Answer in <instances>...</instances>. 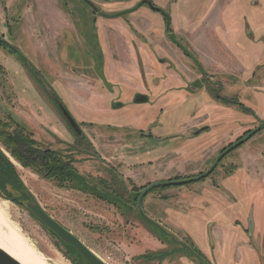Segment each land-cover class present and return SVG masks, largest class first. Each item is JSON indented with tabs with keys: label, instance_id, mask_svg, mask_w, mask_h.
Instances as JSON below:
<instances>
[{
	"label": "rangeland",
	"instance_id": "obj_1",
	"mask_svg": "<svg viewBox=\"0 0 264 264\" xmlns=\"http://www.w3.org/2000/svg\"><path fill=\"white\" fill-rule=\"evenodd\" d=\"M35 1L0 0V121L24 126L95 188L60 187L0 142L24 188L106 264H198L194 252L208 264H264V130L206 180L144 195V217L129 201L206 172L264 123V0H151L168 22L141 0ZM10 192L20 203L0 192L8 220L48 264H88Z\"/></svg>",
	"mask_w": 264,
	"mask_h": 264
},
{
	"label": "trees",
	"instance_id": "obj_2",
	"mask_svg": "<svg viewBox=\"0 0 264 264\" xmlns=\"http://www.w3.org/2000/svg\"><path fill=\"white\" fill-rule=\"evenodd\" d=\"M166 20L168 22L170 19L166 17ZM8 50L11 54H18L17 50L11 46L8 47ZM26 64L31 70L33 69L29 62L26 61ZM224 101H227V99ZM16 124V128L11 132V130H9L11 125L7 122L0 121V142L4 143L6 149L20 163L26 167L35 168L43 178L54 180L60 187H67L68 184H73L75 182L76 185L86 191L90 187L93 189L95 188L93 183L89 182L87 178H84L77 173L73 166V161L66 159L56 151L40 148L39 143L33 138V135L27 132V129L24 126L19 125L18 122ZM10 190L20 194V199H29L28 190L24 188L23 183L16 174L14 166L0 150V192H2L7 200L20 203L17 198L11 195ZM113 190L114 189L111 191ZM139 193L140 190L137 193H131V204L133 203L136 205L137 198L140 195ZM111 194L114 195L115 192L113 191ZM127 206L129 207V205ZM194 255L197 258H201L195 252Z\"/></svg>",
	"mask_w": 264,
	"mask_h": 264
},
{
	"label": "water",
	"instance_id": "obj_3",
	"mask_svg": "<svg viewBox=\"0 0 264 264\" xmlns=\"http://www.w3.org/2000/svg\"><path fill=\"white\" fill-rule=\"evenodd\" d=\"M99 71V75L103 80H105V76L102 70L97 68ZM106 81V80H105ZM107 83V82H106ZM108 84V83H107ZM148 102L147 95H137L135 98V103L137 104H144ZM59 109L63 113V115L67 118L69 124L74 128L79 134L81 133V130L76 123L74 117L71 115V113L66 109V107L58 100ZM118 106H121V104H118ZM264 130V123H262L259 127H257L254 131L246 135L244 138H242L240 141H238L236 144L232 145L230 148L225 150L220 157L217 159V161L214 163L212 168L206 172L205 174L194 177L192 179H186L182 181H170V182H158L150 185L146 189L140 192L139 196V205L138 208L141 212L142 206L141 201L144 195L149 193L153 188L160 187V186H180L186 183H190L193 181H199L205 177H207L218 165V163L226 156L228 155L232 150L238 148L245 142H247L249 139H251L256 133ZM28 195L30 200L25 202L26 207L30 210V212L49 230H51L53 233L56 234V236L62 240L64 243L72 246L75 248V250L80 254V256L87 261L88 264H106L104 263L98 256H96L78 237H76L74 234H72L69 230H67L64 226H62L58 221H56L52 216H50L44 208L40 205V203L37 201V199L28 191ZM195 258L198 261V264H208L201 258ZM0 264H21L18 260L13 258L10 254H8L5 250L0 248Z\"/></svg>",
	"mask_w": 264,
	"mask_h": 264
},
{
	"label": "bare ground",
	"instance_id": "obj_4",
	"mask_svg": "<svg viewBox=\"0 0 264 264\" xmlns=\"http://www.w3.org/2000/svg\"><path fill=\"white\" fill-rule=\"evenodd\" d=\"M8 202L0 200V248L21 264H48L47 257L12 225L7 218Z\"/></svg>",
	"mask_w": 264,
	"mask_h": 264
},
{
	"label": "flooded vegetation",
	"instance_id": "obj_5",
	"mask_svg": "<svg viewBox=\"0 0 264 264\" xmlns=\"http://www.w3.org/2000/svg\"><path fill=\"white\" fill-rule=\"evenodd\" d=\"M141 2H142V4L144 5V4H146L153 12H156V13H158V14H160V15H162L163 16V19H165L166 20V17H168V19H170V17H169V15L167 14V13H163L162 11H161V7H158V6H156L155 4H154V2L152 1L151 2V0H150V3H148V1L147 0H141ZM90 3H92L93 4V2L90 0ZM63 4V10H66L65 11V13L67 14V16H68V19H69V17H70V15H71V12L70 11H67V8H66V4H64V3H62ZM150 4V5H149ZM97 9L98 8H95L94 10H96L97 11ZM100 67V66H99ZM100 70H102L103 71V73H104V76L106 75L105 74V71L103 70V68H99ZM98 74V73H97ZM98 76H99V78L101 77L99 74H98ZM102 81H104V83L106 84V86L109 88V90H111V87H110V85H109V83H108V81L106 80V77H105V80H103L102 78H100ZM108 84H107V83ZM48 93H49V95H55V91L53 90V89H49V91H48ZM137 95H144V94H136L134 97H133V100H134V102H135V98H136V96ZM148 97V96H147ZM217 98H219V99H221L222 101H224L226 98H225V96H221L220 94H217V96H216ZM58 100L64 105V103H63V101H62V99L61 98H58V97H55V103H56V105H57V107H58V110H59V112H60V114H61V116L65 119V122L67 123V126L69 125L70 126V128L73 130V132L74 133H76L77 135H82V130H81V133L79 134L74 128H72V126L69 124V122H68V120H67V118L63 115V113L61 112V110L59 109V105H58ZM148 100H149V97H148ZM114 104V107H120L121 108V106H122V103H119V102H116V103H113ZM118 104H121V106H118ZM137 104V103H136ZM65 106V105H64ZM66 107V106H65ZM67 109V108H66ZM68 110V109H67ZM69 111V110H68ZM79 126V125H78ZM203 126H205L203 129H201L200 131H207V130H209V126L207 125V124H205V125H203ZM80 128V127H79ZM259 133V132H258ZM258 133H256V134H258ZM201 134V133H200ZM199 133L197 134V135H194L195 137H198L199 135H200ZM255 134V135H256ZM254 135V136H255ZM152 135H149V137H151ZM238 141H240V140H238ZM237 141V142H238ZM236 142V143H237ZM236 143H233V144H231V145H228L227 147H225V148H223L219 153H218V155L216 156V158H215V160H214V162H213V164H212V166L214 165V163L217 161V159L220 157V155L225 151V150H227L228 148H230L232 145H234V144H236ZM246 143V142H245ZM244 143V144H245ZM243 145V144H242ZM241 145V146H242ZM241 146H239V147H241ZM237 149V148H236ZM236 149H234V150H236ZM234 150H232L231 152H233ZM230 152V153H231ZM229 153V154H230ZM228 154V155H229ZM228 155H226L224 158H226ZM224 158L218 163V165H217V167L207 176V177H205V178H203V179H201V180H206L207 178H209L210 176H212L215 172H216V170L218 169V167H220L221 166V163H222V161L224 160ZM212 166L206 171V172H208L211 168H212ZM206 172H202V173H200L199 175H196V176H194V177H198V176H201V175H203V174H205ZM194 177H192V178H194ZM191 178V179H192ZM201 180H199V181H201ZM193 182H197V181H193ZM155 183H158V182H155ZM154 184V183H153ZM150 185H152V184H150ZM149 185V186H150ZM149 186H146V187H143L141 190H140V192L141 191H143L144 189H146L147 187H149ZM156 188H158V187H156ZM155 188H153L152 190H154ZM151 190V191H152ZM137 192H139V191H136L135 190V192H131V193H137ZM131 193H129V198H130V195H131ZM140 194V193H139ZM140 196V195H139ZM30 199V198H29ZM137 199H139V197L137 198ZM129 201H130V203H131V201H132V199L130 198L129 199ZM129 203V204H130ZM133 204V203H132ZM136 204H138L139 205V200H137V203ZM135 205V204H134ZM142 206V205H141ZM130 207V206H129ZM138 207V206H137ZM136 207V208H137ZM138 211H139V215L141 216V217H144V214H143V212H141L140 210H139V208H138ZM129 212V211H128ZM144 219V218H143ZM153 222V223H152ZM151 222V224L153 225V226H156V227H158V228H160V225H159V223H155L154 221H152ZM164 232V231H163ZM165 233V232H164Z\"/></svg>",
	"mask_w": 264,
	"mask_h": 264
},
{
	"label": "crops",
	"instance_id": "obj_6",
	"mask_svg": "<svg viewBox=\"0 0 264 264\" xmlns=\"http://www.w3.org/2000/svg\"><path fill=\"white\" fill-rule=\"evenodd\" d=\"M36 1H37V0H36ZM36 1H35V2H36ZM39 2H41V1H39ZM39 2L37 1V4H39V5H40V3H39ZM37 4H36V5H37ZM39 5H37V6L39 7L38 9H41ZM53 6H54V7H53L54 11H58V9L56 10V5H55V3H54V2H53ZM38 12H39V11H38ZM34 13H37V11H36V12H34ZM58 13L62 14V17H63V16H65V17H66V19L68 18L67 14H66L65 12H60V11H58ZM60 18H61V17H60ZM61 19H62V18H61Z\"/></svg>",
	"mask_w": 264,
	"mask_h": 264
}]
</instances>
